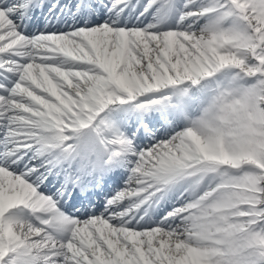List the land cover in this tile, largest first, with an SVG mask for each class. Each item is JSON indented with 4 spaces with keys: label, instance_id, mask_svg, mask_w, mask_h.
Masks as SVG:
<instances>
[{
    "label": "snow or ice",
    "instance_id": "obj_1",
    "mask_svg": "<svg viewBox=\"0 0 264 264\" xmlns=\"http://www.w3.org/2000/svg\"><path fill=\"white\" fill-rule=\"evenodd\" d=\"M0 264H264V0H0Z\"/></svg>",
    "mask_w": 264,
    "mask_h": 264
}]
</instances>
